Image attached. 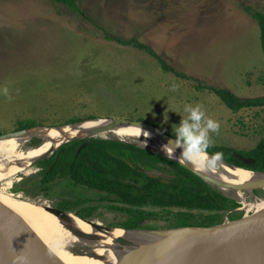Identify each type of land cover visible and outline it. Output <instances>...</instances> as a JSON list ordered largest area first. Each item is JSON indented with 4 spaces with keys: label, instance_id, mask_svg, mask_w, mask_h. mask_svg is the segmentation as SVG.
Wrapping results in <instances>:
<instances>
[{
    "label": "rangeland",
    "instance_id": "374dc122",
    "mask_svg": "<svg viewBox=\"0 0 264 264\" xmlns=\"http://www.w3.org/2000/svg\"><path fill=\"white\" fill-rule=\"evenodd\" d=\"M78 4L80 13H72L49 0H0V136L30 123L43 129L65 126L72 119L122 118L154 125L174 137L177 125L187 117L184 106L200 105L207 118L220 124L217 133H210V146L236 154L256 147L264 135V109L233 113L206 88H224L241 99L264 96L259 29L247 12L249 7L264 13V0H78ZM117 39L147 45L186 78L163 71L148 52ZM198 84L203 88L197 90ZM94 138L118 141L110 134ZM40 142L33 137L28 145ZM136 144L146 151L112 146L101 158H117L143 174L170 177L169 166L150 155L152 148ZM36 164L0 181V192L95 222L90 224L125 229L130 214L115 197L70 178L43 182ZM224 194L239 206L213 226L239 221L244 204L264 200L261 188L252 195L231 190ZM256 225L264 226V219ZM252 227L256 228L254 222ZM170 229L166 222L149 220L139 230ZM67 249L88 252L84 246Z\"/></svg>",
    "mask_w": 264,
    "mask_h": 264
},
{
    "label": "bare ground",
    "instance_id": "6f19581e",
    "mask_svg": "<svg viewBox=\"0 0 264 264\" xmlns=\"http://www.w3.org/2000/svg\"><path fill=\"white\" fill-rule=\"evenodd\" d=\"M145 131L131 128L107 125L89 121L65 125L57 128L30 129L11 137L0 139V181L32 167L35 162L47 158L58 146L76 138L112 135L119 140L132 143H145L150 148L166 155L159 140L150 135L145 137ZM32 137L40 138L36 146H29ZM180 151L175 150V156ZM207 156L212 157L207 153ZM193 169L209 174L227 184H262L264 177L260 173L238 169L221 159L214 167L200 169L191 162L179 159ZM242 192V191H237ZM252 195L251 191H247ZM242 201V200H241ZM244 216L237 222H225L223 225L210 229L211 236L264 235V227H252L257 217L264 218V200L255 205H243ZM0 246L7 250L0 264H110L116 258L142 246L154 242L179 239L201 233L198 229H174L169 232L148 235L147 240L136 241L124 234L119 242L112 243L110 239H98L90 235L92 229L99 225L83 222L69 213L52 212L35 204L13 198L0 192ZM252 227V228H251ZM121 230H116L114 236H120ZM74 245L88 248L86 255H75L67 249Z\"/></svg>",
    "mask_w": 264,
    "mask_h": 264
},
{
    "label": "trees",
    "instance_id": "16d2710c",
    "mask_svg": "<svg viewBox=\"0 0 264 264\" xmlns=\"http://www.w3.org/2000/svg\"><path fill=\"white\" fill-rule=\"evenodd\" d=\"M49 1L65 7L72 13L81 11L78 0ZM247 12L258 25L260 48L264 54V13L249 7ZM116 41L121 45L148 52L157 60L163 71L186 78L184 74L177 73L170 68L147 45L135 39H117ZM259 82L264 86V74L259 78ZM195 88L200 90L203 87L198 84ZM206 89L214 93L233 113L257 107L264 109V96L241 99L224 88L207 87ZM77 122L80 121L72 119L66 124ZM33 127L35 125L30 123L19 129L26 130ZM112 146H120L135 152L146 151L128 142L86 138L62 144L50 157L36 165L41 167L40 174L43 182L54 178H70L78 184L115 197L116 201L120 202L118 204L130 214L123 224L127 230L141 229L149 220L166 222L170 228L210 227L220 223L226 211L237 209L239 206L224 192L208 184L188 168L160 158L155 153L151 152L150 155L159 158L169 166L170 177L163 178L140 173L137 168L121 160L118 161L117 158L104 161L101 154H106L107 149ZM206 151L213 156L216 153H221V160L239 168L264 172V135L252 151L239 153L244 157L254 159L255 162L251 165H244L232 157L233 150L229 148L209 146Z\"/></svg>",
    "mask_w": 264,
    "mask_h": 264
},
{
    "label": "water",
    "instance_id": "95a60500",
    "mask_svg": "<svg viewBox=\"0 0 264 264\" xmlns=\"http://www.w3.org/2000/svg\"><path fill=\"white\" fill-rule=\"evenodd\" d=\"M89 121L99 122V123H103L107 125H116L121 128L122 127L137 128L145 132H148L151 137L159 140L163 144L169 143L170 141L174 140V137H171L163 133L159 128L155 127L154 125L147 124L142 121H131V120L122 119V118H96V119L87 120L84 122H89ZM79 123H83V122H79ZM72 124H77V123H72ZM30 129H42V128L33 127ZM30 129L20 130L12 134L2 135L0 136V139H5L15 134L26 132ZM47 129L49 128H43V130L45 131ZM94 137H98V136H93V137L90 136V137L66 140L62 142L59 146L67 142H70V141L86 139V138H94ZM118 141L126 142L124 140H119V139ZM128 143H132V142H128ZM132 144L137 145L136 143H132ZM55 150L50 155H52L55 152ZM176 150L180 151V148H177ZM154 153L158 154L162 158L176 162L188 168L196 176H198L199 178H201L208 184L215 186L222 192H226L230 190L231 191H251L252 192L253 190L257 188H261L262 186V184L260 183L251 184L250 186H246L242 184H231L230 185L225 182H222L219 179H216L210 176L209 174L201 173L193 169L189 165L183 163L180 160H176L175 158L168 159L167 155H164L158 151H155ZM50 155L48 157H50ZM232 156L244 165H251V164H254L255 162V160L252 158H246L236 153H232ZM47 158L38 160L34 164L40 161H43ZM229 165L235 168H238V169H242V168H239L231 164ZM252 172L260 173L264 177V174L261 172H257V171H252ZM50 210L52 212L55 211L57 213H66V212L57 210L53 207H50ZM240 219H242V217ZM258 219H264V218H256L254 221V226L255 227L263 226V225H256V222ZM83 222L95 223L93 221H83ZM225 222L226 221H224L222 224H219V225H223ZM219 225H216V226H219ZM216 226L203 227V228L202 227H180V228H173L170 230L157 231V230H139V229H135V230L116 229V228L103 227L99 225L96 229H92V231L90 232V235H93L98 239H110V242L116 243L122 239L124 234H128L129 239L131 240L133 239L136 241H139V240L142 241V240H147L149 238L148 235L162 233V232H169L174 229L201 230V233H198L195 235H189V236H185L179 239L154 242L146 246H142L140 248H137L131 252H128L116 258L110 264H264V235L211 236L208 233L204 234L205 232H210L211 231L210 229H213ZM0 230H3V227L1 224H0ZM116 230H121L122 234L120 236L115 237L114 232ZM77 246H83V245H77ZM6 253H7V250L4 247L0 246V259H3ZM87 253L88 252L84 254H75V253L74 254L75 255H86Z\"/></svg>",
    "mask_w": 264,
    "mask_h": 264
},
{
    "label": "clouds",
    "instance_id": "9594fccd",
    "mask_svg": "<svg viewBox=\"0 0 264 264\" xmlns=\"http://www.w3.org/2000/svg\"><path fill=\"white\" fill-rule=\"evenodd\" d=\"M7 93V89H4ZM184 111L187 117L180 121L175 129V138L169 143L163 144L161 150L168 159L176 160L184 158L185 162H191L200 169L214 167L215 163L221 159V153H216L212 157L207 156V149L210 146V133H217L220 128L218 121L207 118L200 105H185ZM164 120L167 121L165 115ZM143 135L147 137L148 132ZM181 149V154L175 156V150Z\"/></svg>",
    "mask_w": 264,
    "mask_h": 264
},
{
    "label": "crops",
    "instance_id": "0c3cea01",
    "mask_svg": "<svg viewBox=\"0 0 264 264\" xmlns=\"http://www.w3.org/2000/svg\"><path fill=\"white\" fill-rule=\"evenodd\" d=\"M19 180H21V178H19ZM19 180H16V181H19ZM13 181H11V183H12Z\"/></svg>",
    "mask_w": 264,
    "mask_h": 264
}]
</instances>
